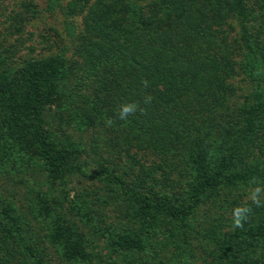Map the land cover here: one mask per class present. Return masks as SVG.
<instances>
[{
	"label": "trees",
	"instance_id": "16d2710c",
	"mask_svg": "<svg viewBox=\"0 0 264 264\" xmlns=\"http://www.w3.org/2000/svg\"><path fill=\"white\" fill-rule=\"evenodd\" d=\"M64 1H50L49 10L68 17L86 12L72 57L31 60L12 75L0 73V110L18 126L21 149L63 186L82 174V165L77 145L60 144L47 131L46 107L70 102L89 127H115L128 161L102 169L99 181L104 194L117 191L118 215L136 228L120 234L96 225L101 210L82 199L69 211L89 227L88 234L78 232L57 212V197L38 192L31 203L39 211L30 220L31 210L14 213L0 192V264H53L50 246L62 264H182L189 239L199 234L193 220L203 199L226 210L251 209L243 228L221 236L218 225L203 235L218 244L217 260L264 264V195L255 197L258 206L254 199L242 203L240 193L264 194V0ZM23 9L31 18L39 13L29 1ZM233 19L240 36L220 30ZM239 78L247 93L232 82ZM132 103L135 114L119 119L121 107ZM96 133L100 139L105 132ZM157 171L178 174L174 194L157 186ZM39 218L58 228L41 237L32 225ZM101 238L106 257L94 252Z\"/></svg>",
	"mask_w": 264,
	"mask_h": 264
},
{
	"label": "rangeland",
	"instance_id": "374dc122",
	"mask_svg": "<svg viewBox=\"0 0 264 264\" xmlns=\"http://www.w3.org/2000/svg\"><path fill=\"white\" fill-rule=\"evenodd\" d=\"M28 1L38 8L39 13L36 17L31 18L30 14L23 9L24 4ZM50 1L54 0H0V73L2 75L16 73L31 60L46 59L59 54L63 55L65 59L72 57L74 41L82 30V21L86 12L68 17L63 15L59 9L49 10ZM68 1L70 0H65L63 4H67ZM150 1L152 0H146L140 5ZM93 2L94 0H91L90 5ZM228 23L229 26H222L220 30L225 29L229 35L232 33L240 36L239 21L233 19ZM232 82L245 93L249 91V86L240 78ZM244 92L239 90L240 94ZM45 115L46 129L55 141L60 144L72 142L77 145L76 151L78 152L75 154V161L82 165V174L75 173L70 176L64 186L59 185L58 181L49 179L39 160L21 149L23 145L18 134V126L15 125L9 113L0 110V192L2 198L10 201L14 213L27 214L28 210H31V215H26L31 220L32 212L37 214L39 211V206L31 203L37 202L38 199L35 196L37 192L45 194L50 199L57 197L55 200L60 202L62 207L57 212L65 215L66 219L70 221L69 224L77 228L78 232L88 234L89 227L81 222L84 219L79 220L78 217H74L75 210L69 213L71 207L78 204L79 200L86 199L90 209L101 210L100 217L93 214L95 219L98 217L96 225L99 221H101V226L110 224V228L112 227L116 233L120 234L128 229L129 232L135 230L136 225L122 220L116 211L117 191H107L104 194L102 191L104 187L99 181L104 177L102 169H110V166L115 163L123 166L128 161L124 154L125 146H123V142L126 140L116 134L115 127H89L88 121L84 117L86 114L76 110L70 102H64L60 106L46 107ZM98 131L105 132L102 133L103 136L100 139L96 135ZM151 161L149 162L151 163ZM156 175L157 186L160 189L165 188V192L168 194H174L176 191L174 184L178 183V174L157 171ZM259 190L257 192L254 188H245L240 191L243 195L242 203L253 199V197H263V191ZM89 192L94 193L86 196ZM96 192L98 195L95 194ZM110 199L114 205L109 204ZM104 203L109 204L108 208L99 209V205ZM219 207L220 204L213 206L205 199L197 204L193 225L194 232L199 234L194 233L195 235L192 234L189 239L190 248L182 258V264H231L230 262L220 263L214 250L218 248V244H210L206 236L203 237L218 225L222 232L221 236L223 233L234 230L232 208L228 207L226 210L223 208L224 206ZM59 217L61 218V216ZM39 220H41L39 223L33 222L32 225L37 230L39 229L41 237L46 232L58 228L56 223L52 225L46 219L39 218ZM105 240L106 238H101L100 241H97L94 252L98 256L106 257L108 255ZM158 240L157 238L156 241ZM49 249L51 262L62 264V260L57 259L59 252L57 253L51 246ZM259 254H263L264 257V249H261ZM155 261L164 262V259L159 257Z\"/></svg>",
	"mask_w": 264,
	"mask_h": 264
},
{
	"label": "clouds",
	"instance_id": "9594fccd",
	"mask_svg": "<svg viewBox=\"0 0 264 264\" xmlns=\"http://www.w3.org/2000/svg\"><path fill=\"white\" fill-rule=\"evenodd\" d=\"M145 87H147V82H144ZM151 97H148L147 100L145 101L150 102ZM138 110V105L135 103L132 104H127V105H123L121 107V110L118 113V118L121 120H125L127 119V117L129 115H134L135 112ZM142 111V110H141ZM107 123L111 124V120H109ZM257 192H259L260 190L257 189ZM254 202L259 206V201L255 199V197H253ZM251 212V209L249 208H236L233 211V227L234 228H243V223L244 221L247 219V214Z\"/></svg>",
	"mask_w": 264,
	"mask_h": 264
}]
</instances>
